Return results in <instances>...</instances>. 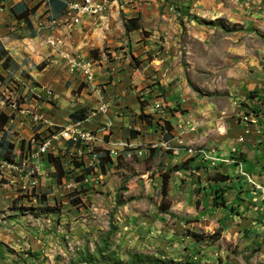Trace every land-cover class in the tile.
Segmentation results:
<instances>
[{"label": "rangeland", "instance_id": "rangeland-1", "mask_svg": "<svg viewBox=\"0 0 264 264\" xmlns=\"http://www.w3.org/2000/svg\"><path fill=\"white\" fill-rule=\"evenodd\" d=\"M18 2L37 8L15 16ZM47 2L0 0L6 44L14 52L24 51L16 40L32 45L23 53L29 72L11 65L5 75L0 63V95L17 100L5 109L13 121L5 136L18 156L37 115L60 126L85 108L90 121L99 118L94 130L110 163L101 171L60 146L51 156L62 172L44 158L33 190L26 177L0 171V264H264V207L238 173H252L264 148V0H104L102 14L42 31ZM136 17L140 28L126 32ZM46 32L89 63L91 83L52 50L37 72L33 44L46 46ZM101 103L106 116H92ZM215 188L233 211L213 207Z\"/></svg>", "mask_w": 264, "mask_h": 264}, {"label": "built area", "instance_id": "built-area-1", "mask_svg": "<svg viewBox=\"0 0 264 264\" xmlns=\"http://www.w3.org/2000/svg\"><path fill=\"white\" fill-rule=\"evenodd\" d=\"M64 9L61 16L54 18L51 16L47 21V27L54 30L59 26L72 27L80 23L82 18L88 16H98L104 12V0H63ZM45 44L54 52H58L63 47V40L60 37L48 38ZM65 55V54H64ZM67 59V69L73 72L75 69L83 72L84 78L91 83L93 74L90 71L89 63L82 64L77 58H69V55L63 57ZM51 94L50 91L47 92ZM17 100L13 99L11 94L0 95V109L10 108L16 110ZM24 104L17 112L25 113ZM23 107V108H22ZM107 108L104 103H101L91 115L100 114L106 116ZM91 116V117H92ZM90 116H87L83 121H69L63 125H54L44 119L43 116L37 115L34 118L33 129L31 130L32 138L18 156L11 162L0 161V171L7 174L12 179L26 177L28 187L33 190L38 185L40 173L38 171L37 163L42 161L48 155H54L60 146L63 150L75 152V155L80 161L84 159V155L88 157V166H98L101 169L103 159L110 155L108 151L100 150V138L95 130L85 129L82 126L84 121H87ZM110 122H105L102 126L103 130L110 127ZM192 153V150H188ZM112 153V152H111ZM106 164V162H105ZM104 164V165H105ZM240 176H243L249 183L251 189L250 193L256 202L262 203L264 206V176L261 178H254L247 173H244L241 168L238 170Z\"/></svg>", "mask_w": 264, "mask_h": 264}, {"label": "trees", "instance_id": "trees-1", "mask_svg": "<svg viewBox=\"0 0 264 264\" xmlns=\"http://www.w3.org/2000/svg\"><path fill=\"white\" fill-rule=\"evenodd\" d=\"M47 5H48L50 12L53 14L52 16L54 18L61 16L62 11H63L64 6H65L63 0H48ZM15 7H16L15 12H16L17 16L23 12H26V11L33 13L37 8V6H34L28 10L27 6L23 3H19ZM23 19L24 20L28 19L27 14L24 15ZM124 27H125L126 32H133V31L138 30L140 28L139 19L137 17L127 19ZM4 54L5 53L2 51V54L0 56V62H1V65L4 69H8V67H9L8 64L11 63V59L6 57L4 60H2ZM45 65L46 64H44V63L39 64L37 66V70L38 71L43 70ZM86 113L87 112L85 111V109H81V110H78V111L71 113L69 118L71 121H75V122L83 121L87 117ZM10 117L11 116H8L7 114H5L3 112H0V161L3 160V161L11 162V161H13V159L15 157L14 145H13V143H11L10 141L7 140L5 133H4L5 126L8 124ZM145 118H148V116H143V115L141 116V119L144 121V123H146L147 125H151L150 122L144 120ZM167 130H168V132L171 131V127L169 126V124H168ZM133 135H136V133L134 132ZM23 143H24V141H21V144H23ZM47 157H49L48 161L50 163H53V165H54V169H55L54 174L56 173V171H59L61 173L62 172V166H61L60 160L58 158H53L51 155H48ZM105 162L110 163V160L107 157L105 159H103L102 164H101V171H104L103 169H104ZM88 173L89 172H86V174H88ZM167 179H168V177L166 175L163 176V180H162V193H163L162 195L163 196H165V193H166L165 189L167 187ZM228 179L229 178H227V176H223L219 180H215V182L216 183L226 182ZM225 192L226 191L224 189H220V188L214 189V194L212 196L213 207H224V208L228 207V204L225 202V199H224ZM78 202H79L78 199L73 200L74 204H77ZM228 208L230 211H233L232 207H228ZM195 237L197 238V236H195ZM199 237L200 236H198L197 239H201ZM216 237L217 236H215L213 239H215Z\"/></svg>", "mask_w": 264, "mask_h": 264}, {"label": "crops", "instance_id": "crops-1", "mask_svg": "<svg viewBox=\"0 0 264 264\" xmlns=\"http://www.w3.org/2000/svg\"><path fill=\"white\" fill-rule=\"evenodd\" d=\"M19 3H23V2H18L17 4H19ZM17 4H15L12 8H11V10H12V12H13V15H15V16H17V14H16V12H15V9H16V5ZM24 4V3H23ZM47 7H48V5H47ZM4 8H6V7H4ZM4 8H0V15L1 14H3V12L5 11V9ZM4 9V10H3ZM49 9V8H48ZM50 11V10H49ZM8 12V11H7ZM5 13H6V11H5ZM51 13V12H50ZM4 15V14H3ZM53 14L51 13V16H52ZM0 18H3V20H5L6 18H5V16H3V17H0ZM15 18V17H14ZM17 20V19H16ZM2 21V20H1ZM29 18L27 19V20H24L23 19V22H25L26 23V25H28L29 26ZM48 21V20H47ZM48 29V27H47V25L45 24V26L42 28V31L43 30H47ZM49 31V30H48ZM46 34H47V36H49V34L46 32ZM38 35V34H37ZM36 35V36H37ZM38 37V36H37ZM6 38H8V37H6V36H4V35H0V44L3 46V48H2V51L5 53L4 54V56H3V59L2 60H4L6 57H8V58H10L11 59V62L13 63H9L8 64V69H4V70H2L1 72H4L5 73V75L6 74H11L10 73V66L11 65H13L14 67H16V70H18V71H21V70H25V71H27V72H29L30 70H27L28 69V67L26 66V65H24L23 64V59H25L24 57H25V55H23V53L25 54L26 52L25 51H30V49L29 48H31V46L32 45H30V43H28L27 44V46L28 47H25L26 45L25 44H23V43H21L19 40H16L17 42H19L17 45H22V47L24 48V51H22V52H20V51H12L10 48H11V45L10 44H6V42L5 41H7V39ZM34 38H35V36H32V37H30L29 39L27 38V39H23V41L24 40H29V41H31V43H32V41L34 40ZM48 38H53V36H49V37H47V39ZM63 40H65L64 41V44H63V47L62 48H64V47H66V45H68L67 44V41H66V39L64 38ZM21 43V44H20ZM13 45H15V44H13ZM33 46H34V51L35 52H37V53H39L38 55V58H39V60H35L34 61V63H35V66L37 65H39V63H40V61H42V55H44V54H46L47 52H49V51H51V49L46 45V46H42L41 44L40 45H36V43H34L33 44ZM36 47V48H35ZM48 47V48H47ZM62 48H60L59 49V51L56 53V52H54V51H51V54L52 55H57V56H59V55H61L62 57H63V55H64V53L63 52H66V51H62ZM68 48V47H67ZM33 50V49H32ZM2 51L0 50V55L2 54ZM51 54H47V55H51ZM24 56V57H23ZM65 56V55H64ZM1 63V62H0ZM41 63H44V62H41ZM40 63V64H41ZM36 66V67H37ZM47 69V65H45V67H44V69L43 70H46ZM42 71V70H41ZM41 71H37L38 73H40ZM43 72V71H42ZM50 72H52V71H50ZM49 73V72H48ZM30 74H31V77H33L32 79L34 80V81H37L36 79H37V76H38V74L36 75V78H34V75H33V72H30ZM52 74L54 75V72H52ZM49 75V74H48ZM54 77V79H55V81H56V79L57 78H59V75L58 74H56V76H53ZM50 79V78H49ZM41 81H43L42 83H44V85H46V86H52V84L54 83L53 81H50V82H53V83H49V82H44V80H42L41 79ZM91 102H95V99H90V100H88V103H91ZM80 103V102H79ZM49 106V105H48ZM69 108L70 107H68V106H66V107H64V109H67V110H69ZM6 108H4V109H0V112H3V113H5V114H7L8 116H11L10 114H8L7 112H6V110H5ZM81 109H85V108H76V109H73L72 111H70L69 112V114H68V121L67 122H69V121H71L70 120V118H69V116H70V114L71 113H73V112H75V111H78V110H81ZM86 112H87V110H85ZM49 112L51 113V110H49ZM60 112H62L63 113V110H60ZM49 113V114H50ZM62 115L58 112V114H56V112H55V114H54V120L55 119H58V118H60ZM86 116H87V113H86ZM141 119V118H140ZM9 121H10V123H13V121H12V117H10V119H9ZM99 118H97V119H95V120H93V121H90V118L87 120V121H84L83 123H82V126L85 128V129H89V130H94L95 128H97V126H99ZM143 121V120H142ZM67 122H65V123H67ZM98 122V123H97ZM120 122H122V118H120V120H119V123ZM144 122V121H143ZM64 123V124H65ZM103 123V122H102ZM8 125L10 126V124L8 123ZM134 133H132V135H133ZM133 137H134V135H133ZM230 151H232L231 149H230ZM218 153H221L220 151H215V152H213V156H214V158L216 157V158H218V157H221L220 155H218ZM239 154H240V152H239ZM258 154H259V156H258ZM256 157V159H255V157ZM264 157V148L263 149H261V151H259V153H254L253 154V156H252V158H253V161H251L252 163H251V166L252 165H254V168H253V172L252 173H250V172H247V171H245L246 173H249V174H251V176L252 177H254V178H261L262 176H264V175H262L263 173H264V159L262 160V158ZM262 160V161H261ZM246 162V161H245ZM262 175V176H261ZM248 196H250V193L248 194ZM250 199V198H249ZM254 204H256L257 206H263L260 202H255ZM264 207V206H263Z\"/></svg>", "mask_w": 264, "mask_h": 264}]
</instances>
